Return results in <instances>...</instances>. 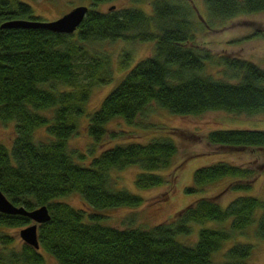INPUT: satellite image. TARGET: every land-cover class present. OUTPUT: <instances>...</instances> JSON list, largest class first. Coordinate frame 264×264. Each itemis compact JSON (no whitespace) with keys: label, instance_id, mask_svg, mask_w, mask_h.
Returning <instances> with one entry per match:
<instances>
[{"label":"trees","instance_id":"16d2710c","mask_svg":"<svg viewBox=\"0 0 264 264\" xmlns=\"http://www.w3.org/2000/svg\"><path fill=\"white\" fill-rule=\"evenodd\" d=\"M91 7L72 33L46 28L0 26V120L15 121L10 149L0 143V190L16 206L31 210L45 204L49 220L37 225L39 248L15 241L11 228L32 221L19 213L0 211V264H45L43 252L58 264H213L212 254L236 231L264 238V200L239 195L223 208L216 199L201 196L178 210L174 217L147 229L100 224L98 210L139 206L143 197L114 185L110 172L137 166L139 188L172 185L160 171L170 167L177 153L171 134L147 142H121L102 150L88 163L76 162L68 138L76 132L75 116L83 113L89 89L77 86L74 55L78 41L117 39L154 41V54L140 59L104 96L87 124L93 143L123 134L107 124L122 118L132 124L151 103L179 115L224 110L248 115L264 113V69L252 61L221 54L213 61L225 74L214 78L204 70L212 59L208 50L189 44L195 23L191 5L182 0H152L151 13L132 7L101 11ZM208 18L227 20L240 14L264 11V0H203ZM10 19L43 21L20 0H0V25ZM203 22L211 23L204 19ZM127 58L129 52H124ZM127 60H124V63ZM100 63L95 66L98 68ZM106 81L104 77L93 76ZM75 113V116L72 113ZM44 127L46 139L34 138ZM211 144L227 147H264V129L221 128L207 132ZM83 159L84 154H78ZM252 169L225 160L197 167L187 192L198 191L224 178L236 179L233 189H249L243 182ZM78 193L91 211L78 209L59 196ZM228 226L200 227L193 245L178 235L193 231L192 223L223 222ZM254 225V226H252ZM254 246L237 242L218 264H247Z\"/></svg>","mask_w":264,"mask_h":264},{"label":"rangeland","instance_id":"374dc122","mask_svg":"<svg viewBox=\"0 0 264 264\" xmlns=\"http://www.w3.org/2000/svg\"><path fill=\"white\" fill-rule=\"evenodd\" d=\"M28 3L33 15L42 20H54L75 6L86 5L91 7L90 0H20ZM191 5L195 23L194 39L189 44L197 49L208 50L212 54L211 60L205 61L204 70L214 78H224L222 68L213 61L220 59L221 54L240 56L254 62L264 69V11L240 14L227 20H213L208 18L203 0H182ZM152 0H110L97 3L93 8L101 11L132 7L150 14ZM113 8V9H114ZM204 19L211 23L203 22ZM78 44L82 47L74 55L75 78L77 86L89 89V95L83 104V113L75 116L76 132L68 138V151L76 162L88 163L92 157L98 156L102 150L111 148L121 142H147L151 138L167 136L177 145V153L170 167L160 171L168 177L173 174L172 185H160L149 188L135 186L134 178L139 168L135 165L122 169H113L110 175L118 189H126L139 194L144 201L139 206L107 207L98 212L102 217L100 224L113 225L119 228L147 229L160 222L174 217L176 212L201 196H210L224 208L230 200L239 195H253L264 200V147H227L211 144L206 140V134L213 129H264V113L248 115L233 113L224 110H207L200 114L179 115L168 112L155 103L148 105L132 124L122 118H114L107 124L109 130L123 129L125 132L117 137H106L100 143H93L87 134L89 115L98 108L104 96L122 78V76L140 59L154 54V41L123 40L121 38L109 40H92ZM129 52L127 58L124 52ZM124 60L127 62L124 63ZM100 63L98 68L95 66ZM104 77L106 81L94 79ZM34 138L46 139L44 127L34 130ZM15 136V121L1 122L0 143L10 149ZM84 154L79 159L78 154ZM218 160L229 161L252 169V174L243 182L251 183L245 189L230 187L236 181L233 178H224L198 191L187 192L186 188L192 183L194 170L202 165L211 164ZM56 200L69 203L75 208L91 211L82 197L76 193L59 196ZM230 219L223 222L208 221L204 224L192 223L193 231L188 235H178V240L193 245L197 240L200 227L208 226L220 228L228 226ZM254 226V225H252ZM254 227H249L241 233L236 231L234 236L224 241L220 250L212 254L213 264L223 260L225 250L237 243L247 242L254 246V250L247 264H264V238H258L252 233ZM20 228L8 229L15 241L22 240L19 236ZM45 264H58L47 252H43Z\"/></svg>","mask_w":264,"mask_h":264},{"label":"water","instance_id":"95a60500","mask_svg":"<svg viewBox=\"0 0 264 264\" xmlns=\"http://www.w3.org/2000/svg\"><path fill=\"white\" fill-rule=\"evenodd\" d=\"M114 6L110 7V10ZM88 11V6L79 5L75 6L70 11L64 13L60 17L54 20H27V19H10L1 23V27H25L34 28L41 27L46 28L54 32L72 33L79 26L84 16ZM0 211L5 213H19L26 215L31 219V223L20 228L19 236L25 243L31 245L35 249L39 248V241L37 237V225L43 223L50 218L48 208L45 204L37 206L31 210L25 207L14 205L4 193L0 190Z\"/></svg>","mask_w":264,"mask_h":264}]
</instances>
